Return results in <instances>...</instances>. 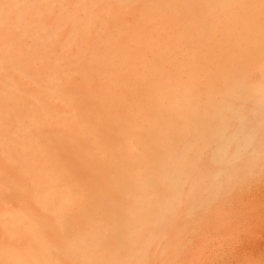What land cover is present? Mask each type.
Masks as SVG:
<instances>
[{"label": "bare ground", "instance_id": "6f19581e", "mask_svg": "<svg viewBox=\"0 0 264 264\" xmlns=\"http://www.w3.org/2000/svg\"><path fill=\"white\" fill-rule=\"evenodd\" d=\"M200 1L209 12L184 29L141 32L145 44L172 35L180 52L177 64L150 76L147 65L127 66L136 57L107 38L109 2L0 0V264H150L178 246L186 215L225 199L264 166V0ZM184 3L153 9L173 13ZM211 23L223 30L219 41ZM88 43L103 66L86 84L142 78L144 88L114 92L144 106L137 102L134 118L102 122L109 112L95 92L98 116L86 120L59 87L71 76L70 52ZM65 101L68 115L58 108ZM53 142L63 144L56 156ZM69 151L75 160L60 159ZM52 230L56 238L46 235Z\"/></svg>", "mask_w": 264, "mask_h": 264}, {"label": "rangeland", "instance_id": "374dc122", "mask_svg": "<svg viewBox=\"0 0 264 264\" xmlns=\"http://www.w3.org/2000/svg\"><path fill=\"white\" fill-rule=\"evenodd\" d=\"M72 1L82 2V0ZM108 2L110 4L111 0H102V4L105 6L108 5ZM115 2L114 4H110V6L107 7L110 9L109 14H107L105 18V23H109L106 26L109 28L107 30L105 29L107 32V38L111 37L109 39L112 41V44L115 47L118 46L122 49H125L126 47L125 50H128V53H126L127 56L129 55L128 57H136L135 63H131L129 65L127 64V66H136V69L139 71L144 65H147L151 68L149 74L150 76L154 75V70L158 66L169 68L173 66V64H177V57L180 55V52L178 49L173 47L175 41L172 35L168 34L161 40L149 38V43L145 44L144 40L146 37L143 36V33L141 32H144L146 35V32L149 31L155 33L159 31L160 28L169 29L171 31H176L177 28L184 29V27L187 25L188 19L198 20L201 16H203V13H208V10L210 9L209 5H207L204 1L186 0V3L178 5V9L173 13L167 10L161 13L160 9H153V6L168 4L169 0H134L132 3L130 2V4L116 2L117 6L122 8L119 10V12H116L119 8L116 7ZM95 8L99 10V14L97 11L96 12L98 15H100V11L102 12V10L99 8V5H96ZM54 15L56 17L55 13ZM79 16L82 15L80 14ZM113 25L114 27H112ZM99 27L100 25L98 28ZM98 28L96 29L97 31L99 30ZM110 28L112 29L110 30ZM209 29L216 32V35H213V37L215 40L219 41L221 39L219 37V32L223 30L214 27V23H211ZM129 38L130 40L128 41ZM132 40L135 44L132 42ZM94 44L98 45L97 42ZM139 44H141V46ZM92 45L93 44L88 43V45H86V49L80 53L82 54L81 56L77 50L72 51L73 53L70 52L71 57L68 58L67 63L70 61L72 63H70L71 65L68 63V67L71 69V74L69 72V75L71 76H69L67 79L62 77L63 79L61 78L58 83L59 87L64 93H66V91L73 93L71 102L75 104L77 108L83 111V117L86 120H93L98 116L97 109L93 108V105L97 104L94 98H92V94L95 92V94H100L102 98L103 108H100V111L109 112V116L102 119V122L112 123L114 120L124 122L126 119L134 118L136 116L134 106L138 102L137 99H134L127 94L115 95L114 92L117 90V85H138L139 87L144 88L142 78H136L131 75V77L125 76V78L121 80L107 82L103 81L105 78L101 77L93 81L91 85L86 84L90 74L94 71H97L95 73H98L102 68L101 66H103L100 60L97 59V55H99L98 52H100V50L92 49ZM162 45H167L168 51H159L158 49L155 50V47H153V49L149 48V46L162 47ZM208 50H210V47ZM75 52H78V54H74ZM77 55L81 58H77ZM73 56H75L74 58H76V62L72 60ZM168 58H172L174 61L169 62ZM79 59L81 60L79 61ZM166 71H168V69ZM25 83L26 82L23 81L22 84L25 85ZM37 84L38 83L35 82L32 86H36ZM87 93L90 94L86 95ZM58 103H60V101H58ZM139 104V107H144L141 105V103ZM59 105L61 106V104ZM59 105L58 108L63 111L64 115L70 114L67 109V106H69L67 101L62 102V107H59ZM123 133L126 134V132ZM105 135L108 141H114L115 137L111 130L105 129ZM62 145V143L53 142L52 147L50 146L51 149L48 150L50 153L52 152L56 156V148L61 147ZM76 157L77 154L75 152L69 151L68 154L62 155L60 159H66L72 162V160H75ZM57 160L58 157L55 158V161L53 162L55 165H57ZM79 163L81 166H83L81 161H79ZM75 164L79 165L78 162ZM262 168L249 175V178L247 177L243 179L241 181L242 183H238L228 197L226 196L225 199L222 197L219 200H216L213 206L211 204L208 208L203 209L201 213H195L192 216L193 219L192 217H190L191 219H187L189 217L184 213L187 216L184 217V224H186L184 225V229L187 232L181 230V233L178 232L174 237L175 239H178V246L181 244V247L179 246L180 248H178V246H174L173 249L170 248L166 251L162 250L161 252L158 251L157 253H154L152 260H150V264H174L178 260L175 258H183L181 259L183 262L178 260L176 264H264V173H261L264 172V166ZM187 220H192V222H188ZM187 225H197L198 227L195 226L190 230V227ZM46 235L51 238H56L57 236L53 230L46 232ZM179 236L181 239H179ZM10 237L14 239L20 238V240H23L22 237L11 235ZM175 250H177L179 253L182 252L180 254L184 257H181L180 254L173 255L174 253L172 254V252H175ZM173 256L176 257L174 258ZM172 257L174 258L173 262Z\"/></svg>", "mask_w": 264, "mask_h": 264}]
</instances>
